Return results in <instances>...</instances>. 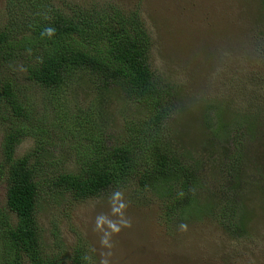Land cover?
<instances>
[{"label": "trees", "instance_id": "obj_1", "mask_svg": "<svg viewBox=\"0 0 264 264\" xmlns=\"http://www.w3.org/2000/svg\"><path fill=\"white\" fill-rule=\"evenodd\" d=\"M130 1L2 2L0 67L23 58L28 80L56 99L49 104L55 109L52 117L61 127V138L75 140L71 145L62 142L60 148H75L80 167L56 171L49 181L76 202L108 189L136 190V198L144 195L148 200L157 197L162 218L176 234L183 223L208 218L228 236H245L249 206L245 197L256 193L264 212V32L259 28V41H251L241 54L252 68L241 75L224 74L227 84L242 85L236 93L248 92L252 101L237 106L231 99L209 97L192 109L179 85L153 66L154 52L159 47L157 52L165 51L163 57L174 62L186 40L184 53L201 54L206 46L193 32L203 27L205 36L213 38L210 47L217 40L204 63L222 70L226 60L221 55L235 52L231 44L240 37L224 21L229 11L219 17L218 9L209 13L189 0H163L160 6L152 0ZM255 24H260L259 19ZM163 34L166 40L156 45L157 35ZM195 71L199 66L190 65L189 73ZM80 90L84 95H79ZM114 103L122 116L108 113ZM27 106L18 98L14 80L0 70V115L11 111L29 120L33 113ZM113 122L119 128L117 139L108 144ZM23 131L38 139H43V132L50 136L45 129L23 125L3 134L0 173L7 174L5 206L16 221L11 223L0 210V264H89L85 248L67 256L43 250L37 220L38 170L47 159L40 152V140L35 163L26 156L15 157ZM185 136L199 141L183 144Z\"/></svg>", "mask_w": 264, "mask_h": 264}, {"label": "rangeland", "instance_id": "obj_2", "mask_svg": "<svg viewBox=\"0 0 264 264\" xmlns=\"http://www.w3.org/2000/svg\"><path fill=\"white\" fill-rule=\"evenodd\" d=\"M119 1L131 3L130 0ZM152 1L157 6L163 4V0ZM2 2L3 0H0V24L5 15ZM187 2L201 7L202 10L206 9L209 13L218 9L219 17L224 11H229L226 12L224 21L240 35L233 44L229 42L237 49L235 52H226L225 56L220 54L226 60L222 63L225 66L222 70L219 67H215L219 72L215 68L209 69L210 66L204 63V59L206 54H210V49L215 50L217 40H212L216 45L210 47L213 38L205 36L203 27H199L198 33L193 32V35L199 34L196 38L201 37L206 46L201 54L198 50L192 51V54L191 51L189 54L184 53L188 50L185 40L184 47L179 49L180 54L175 56L177 58L174 62L163 57L166 55L165 51L161 50L159 54L157 52L159 47L156 50L154 48L153 66L164 76L170 77L177 86L179 85L184 99L189 105H193V107L189 106L192 109L201 106L199 100L204 101L209 97H214L215 100L226 99L228 102L231 99V103L236 102L237 106L250 103L252 97L246 95L248 92L244 95L235 92L242 85L236 86L232 82L227 84L228 80L224 78V74L227 73V77L232 75V72L241 75L242 72L252 68L253 64L245 62L242 59L245 57L241 54L247 50V44L251 41H259L257 39L260 37L259 28L264 32L262 0H189ZM191 3L187 5L191 6ZM256 19H259V25L255 24ZM158 32L159 30L155 28V34ZM157 36L159 41L157 40L156 45L166 40L164 34ZM227 37L231 39V34ZM262 53L264 54V51ZM23 62V58L20 61H10L0 67V70L9 80H14L18 98L28 104L27 108L33 115L27 120L17 118L11 111L1 113L0 161L3 134L11 128L23 125L49 132L50 136L43 132L40 134L43 139H38L39 136L23 131L14 152L15 157L26 156L35 163L38 159L37 141L40 140V152L47 159L38 170L41 192L40 205L37 207L39 236L45 253L67 256L73 254L76 248H85L89 251L87 256L89 264H264V212L260 209V197L256 193H251L244 199L249 205L245 215L248 219V233L242 237L228 236L208 218L183 223L176 234L172 224L162 218L157 197H154V200L152 198L148 200L144 195L136 198L138 193L136 190L108 189L101 195L77 202L72 201L67 192L59 193L60 191L49 179L52 180L57 176L56 171L69 168L78 170L81 163L75 148L67 147L69 149L64 150L60 148L62 142L71 145L75 140H71V137L61 138V127L59 123H54L52 117L55 115V109L49 104L56 99L52 98L47 89L28 80ZM190 65L199 66V71L189 73ZM79 92V95H84L83 91ZM120 109V106L114 103L108 108V113L112 116L117 113L122 116ZM252 112L256 115L254 110ZM195 115L193 112L192 118L195 119ZM262 115L264 116V113ZM117 119L120 120L121 125L120 117L117 116ZM115 122L109 128L108 144L117 139L115 137L119 128L114 127ZM192 124L198 129V121ZM198 141L194 136H185L181 140L183 144H196ZM258 141L259 139H255L256 146H260ZM76 142L78 145L81 142L78 136ZM6 185L7 174L3 171L0 173V210L6 213L11 223H15V214L8 211L5 206Z\"/></svg>", "mask_w": 264, "mask_h": 264}]
</instances>
